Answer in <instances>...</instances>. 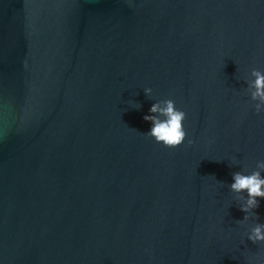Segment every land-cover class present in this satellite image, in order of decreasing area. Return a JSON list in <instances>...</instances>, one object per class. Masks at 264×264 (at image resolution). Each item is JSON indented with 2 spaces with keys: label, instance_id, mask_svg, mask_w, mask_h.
I'll return each instance as SVG.
<instances>
[{
  "label": "water",
  "instance_id": "water-1",
  "mask_svg": "<svg viewBox=\"0 0 264 264\" xmlns=\"http://www.w3.org/2000/svg\"><path fill=\"white\" fill-rule=\"evenodd\" d=\"M253 68L261 0H0V264H264L230 187L264 159ZM169 98L177 147L144 134Z\"/></svg>",
  "mask_w": 264,
  "mask_h": 264
},
{
  "label": "clouds",
  "instance_id": "clouds-1",
  "mask_svg": "<svg viewBox=\"0 0 264 264\" xmlns=\"http://www.w3.org/2000/svg\"><path fill=\"white\" fill-rule=\"evenodd\" d=\"M264 3V0H261ZM248 92L251 93V100L255 103V112L259 115L264 113V70L253 68L251 70ZM145 93L149 96L153 94L151 87L145 88ZM139 107V105H137ZM149 115L144 119L151 122V127L145 135L153 138L155 142L165 147L181 146L188 138V132L184 122L187 119V112L177 107L174 99H162L153 104ZM189 143H193L189 141ZM238 164V161H234ZM233 183L230 185L233 192H247V196H241L240 199L245 202L241 205V211L246 213L245 221L254 209L260 207L258 197L264 199V159L256 161L255 168L249 172L247 168L233 173ZM258 215V214H257ZM248 240L254 244L264 246V224H257L250 232L246 233ZM249 264H254L249 261Z\"/></svg>",
  "mask_w": 264,
  "mask_h": 264
}]
</instances>
